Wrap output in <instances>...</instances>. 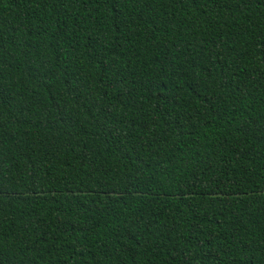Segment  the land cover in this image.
Wrapping results in <instances>:
<instances>
[{"label":"trees","instance_id":"1","mask_svg":"<svg viewBox=\"0 0 264 264\" xmlns=\"http://www.w3.org/2000/svg\"><path fill=\"white\" fill-rule=\"evenodd\" d=\"M0 264H264V0H0Z\"/></svg>","mask_w":264,"mask_h":264}]
</instances>
